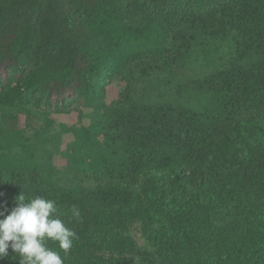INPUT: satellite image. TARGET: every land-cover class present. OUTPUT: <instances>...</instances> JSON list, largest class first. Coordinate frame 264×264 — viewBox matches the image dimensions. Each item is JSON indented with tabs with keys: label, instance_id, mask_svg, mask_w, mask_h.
<instances>
[{
	"label": "trees",
	"instance_id": "trees-1",
	"mask_svg": "<svg viewBox=\"0 0 264 264\" xmlns=\"http://www.w3.org/2000/svg\"><path fill=\"white\" fill-rule=\"evenodd\" d=\"M205 34L206 57L231 40V64L185 103L128 87L113 119L126 159L104 184L11 171L30 107H102L116 76L169 70ZM21 193L77 233L64 264H264V0H0V211Z\"/></svg>",
	"mask_w": 264,
	"mask_h": 264
},
{
	"label": "rangeland",
	"instance_id": "rangeland-1",
	"mask_svg": "<svg viewBox=\"0 0 264 264\" xmlns=\"http://www.w3.org/2000/svg\"><path fill=\"white\" fill-rule=\"evenodd\" d=\"M206 38L205 34L191 42L183 51L182 60L169 70L145 69L149 73L141 79L139 68L134 67L116 76L107 87L102 107H87L80 101L70 107L57 104L38 109L30 107L28 120L19 117V126L29 145L26 149L11 150L14 165L11 171L24 176L35 171L62 179L78 175L87 186L104 184L110 179L109 173L126 159L120 131L113 125L114 110L119 104L126 106L121 94L129 87L134 91L131 97L135 101L185 103L191 99L190 88L194 82L233 61L231 40H219L218 48L206 57L201 44ZM181 86L188 92H175ZM11 171H4L3 177L11 180ZM132 235L139 245L146 243L138 228L132 230Z\"/></svg>",
	"mask_w": 264,
	"mask_h": 264
},
{
	"label": "clouds",
	"instance_id": "clouds-1",
	"mask_svg": "<svg viewBox=\"0 0 264 264\" xmlns=\"http://www.w3.org/2000/svg\"><path fill=\"white\" fill-rule=\"evenodd\" d=\"M56 210L55 201L43 196H16L15 207L0 211V259L7 257L11 248L19 264H64L77 233L55 216ZM72 215L76 219L81 216L76 206ZM49 240L57 242L60 251L49 248Z\"/></svg>",
	"mask_w": 264,
	"mask_h": 264
}]
</instances>
